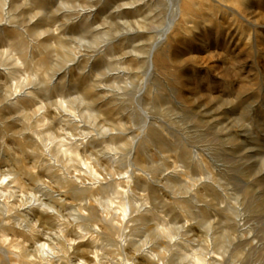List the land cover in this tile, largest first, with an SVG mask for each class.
<instances>
[{"label": "rangeland", "instance_id": "374dc122", "mask_svg": "<svg viewBox=\"0 0 264 264\" xmlns=\"http://www.w3.org/2000/svg\"><path fill=\"white\" fill-rule=\"evenodd\" d=\"M0 264H264V0H0Z\"/></svg>", "mask_w": 264, "mask_h": 264}]
</instances>
